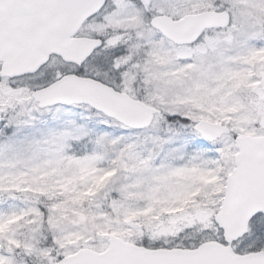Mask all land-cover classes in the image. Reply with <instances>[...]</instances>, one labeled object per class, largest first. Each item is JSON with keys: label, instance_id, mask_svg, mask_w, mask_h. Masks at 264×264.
<instances>
[{"label": "snow or ice", "instance_id": "obj_1", "mask_svg": "<svg viewBox=\"0 0 264 264\" xmlns=\"http://www.w3.org/2000/svg\"><path fill=\"white\" fill-rule=\"evenodd\" d=\"M0 264H264V0H0Z\"/></svg>", "mask_w": 264, "mask_h": 264}]
</instances>
